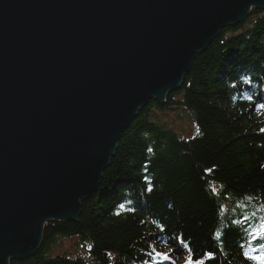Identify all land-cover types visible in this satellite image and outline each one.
<instances>
[{
    "label": "water",
    "instance_id": "95a60500",
    "mask_svg": "<svg viewBox=\"0 0 264 264\" xmlns=\"http://www.w3.org/2000/svg\"><path fill=\"white\" fill-rule=\"evenodd\" d=\"M264 0H0V264L77 221L122 133Z\"/></svg>",
    "mask_w": 264,
    "mask_h": 264
},
{
    "label": "trees",
    "instance_id": "16d2710c",
    "mask_svg": "<svg viewBox=\"0 0 264 264\" xmlns=\"http://www.w3.org/2000/svg\"><path fill=\"white\" fill-rule=\"evenodd\" d=\"M242 23L196 58L164 106L152 100L139 113L111 181L82 202L78 220L47 222L39 253L10 264H185L188 248L206 264H258L244 253L264 244L252 235L264 221V11ZM170 111L199 134L167 126ZM66 238L86 253L54 252Z\"/></svg>",
    "mask_w": 264,
    "mask_h": 264
},
{
    "label": "rangeland",
    "instance_id": "374dc122",
    "mask_svg": "<svg viewBox=\"0 0 264 264\" xmlns=\"http://www.w3.org/2000/svg\"><path fill=\"white\" fill-rule=\"evenodd\" d=\"M255 8H257V9H264V8H259V7H255ZM244 18H246V16L244 17ZM234 25H229V26H227V27H225L223 30H222V32L218 35V36H215V37H213V39H212V41L209 43V45H208V47L206 48V49H204V50H200L198 53H197V55H196V58L199 56V55H201V54H203V53H206L208 50H209V48L212 46V45H214L215 43H216V41H218V39L219 38H221L222 37V33H223V31L225 30H227V29H229L230 27H233ZM196 58H195V60H196ZM194 60V61H195ZM194 64V63H193ZM193 68V67H192ZM192 70V69H191ZM191 72V71H190ZM190 72L188 73V74H190ZM187 74V75H188ZM186 75V76H187ZM186 76H185V79H186ZM185 79H184V81H183V83L180 85V88L179 89H177V90H175V91H173V92H171V93H169L164 99H165V101L167 102V99H168V97L171 95V94H174V93H176V92H178V91H180L181 89H182V87H183V84H184V82H185ZM176 98H178V96L176 97ZM158 101V99H155V98H153V99H151L150 100V102L151 101ZM150 102L147 104V105H145L144 107H142L141 109H140V111L139 112H141L146 106H148L149 104H150ZM165 102V103H166ZM163 104H165L164 102H162ZM179 107V106H178ZM180 108V107H179ZM175 110H178L177 108H175ZM183 109H181V111H182ZM161 117H162V119H163V122L164 123H166L167 124V126H169V127H172V128H174V130L176 131V132H178L179 134H181L182 136H185V137H188V138H190V137H193L194 135H195V133H196V127L194 126V124L191 122V120L186 116V115H184V116H181V114H179L178 112H176V113H174V112H172V111H170V112H167V113H161ZM184 118V119H183ZM136 119V118H135ZM134 119V120H135ZM133 120V121H134ZM133 121L131 122V124L133 123ZM130 124V125H131ZM130 127V126H129ZM128 129V128H127ZM127 129H125V131L127 130ZM124 131V132H125ZM123 132V133H124ZM123 133H122V135H123ZM121 138H122V136H121ZM121 138H120V140H121ZM120 140H119V142H120ZM118 145H119V143H118ZM119 147V146H118ZM118 147H117V149H116V151H115V154H114V156L112 157V159H111V163H110V165L105 169V171H104V175H103V178L101 179V181H100V183H99V185H98V188H97V190L93 193V194H95L97 191H99V189L101 188H103L104 187V185H105V183L107 182V181H111V179H112V175L111 176H109L110 174V172H108V169L110 168V166H112L113 165V158L115 157L116 158V156H117V150H118ZM120 162H122V157H121V159L119 160ZM121 166V165H120ZM108 173V174H107ZM92 194V195H93ZM91 195V196H92ZM90 196V197H91ZM83 201H85V200H82L81 201V205H82V202ZM81 209H82V206H81ZM80 215H81V211H80V214H79V216H78V218L80 217ZM57 221H60V220H57ZM71 222H76L75 220H73V221H71ZM46 225V224H45ZM43 230H45V229H43ZM43 238H44V232H43V237H42V240H41V243H40V245H39V247H38V249H37V251L34 253V255H32L31 257H28V258H32V257H34L37 253H39V251H40V249H41V247L43 246ZM77 240H76V238H72V239H64V240H62L61 239V241L59 242V244L56 246V248H55V251L54 252H56V253H73V252H76V253H80V252H82V253H86V251L84 250V248L82 247V246H80V245H77V242H76ZM77 245V246H76ZM28 258H25V259H12V260H26V259H28ZM12 260H10V262H9V264L11 263V261Z\"/></svg>",
    "mask_w": 264,
    "mask_h": 264
},
{
    "label": "snow or ice",
    "instance_id": "6c2138e0",
    "mask_svg": "<svg viewBox=\"0 0 264 264\" xmlns=\"http://www.w3.org/2000/svg\"><path fill=\"white\" fill-rule=\"evenodd\" d=\"M248 101L252 102L254 100V98L252 96L247 97ZM260 107L264 108V105H260ZM197 134H199L200 129L197 127L196 129ZM149 151H152L151 149ZM147 191L149 193H151L152 191H154V188L151 184H149ZM121 207L123 208L124 205H121ZM130 211H135V209H129ZM161 230L163 231V225H160ZM252 235L255 237V240H259L264 238V221H262L257 227H255L254 229H252ZM188 251V256L186 258L185 264H206V262L204 261V259L201 257L199 259L195 258V254L192 252L191 248L187 249ZM254 250H249V252L252 253L251 257H246L248 259L253 260V257H258L259 261L258 264H264V255H254L253 254ZM151 255V254H150ZM205 255L209 258V259H213L214 258V253H205ZM156 257L157 259H163V260H168L169 257L167 255H161L160 253H156Z\"/></svg>",
    "mask_w": 264,
    "mask_h": 264
},
{
    "label": "bare ground",
    "instance_id": "6f19581e",
    "mask_svg": "<svg viewBox=\"0 0 264 264\" xmlns=\"http://www.w3.org/2000/svg\"><path fill=\"white\" fill-rule=\"evenodd\" d=\"M259 10L264 11V9H259ZM259 10H258L257 8H255V7H252V8L250 9L249 13H248L247 15H245L246 18H244L243 21H241L240 23H238L237 25H234V26L241 25V24H243L242 22L249 21V19L251 20V17H252L253 15H255V11H256V12H259ZM234 26H233V27H234ZM155 102H156L157 104L161 105V106H164V104H163V103H160L159 101H155ZM157 110H158V109H157ZM183 112H184V111H183ZM139 113H140V112H138L136 118L138 117ZM183 119H184V118H183ZM128 128H129V127H128ZM118 146H119V145H118ZM44 228H45V226H44ZM62 240H64V239H62Z\"/></svg>",
    "mask_w": 264,
    "mask_h": 264
},
{
    "label": "clouds",
    "instance_id": "9594fccd",
    "mask_svg": "<svg viewBox=\"0 0 264 264\" xmlns=\"http://www.w3.org/2000/svg\"><path fill=\"white\" fill-rule=\"evenodd\" d=\"M244 256L245 257H251L252 256V253L249 252V251H245ZM253 260L259 261V258L258 257H253Z\"/></svg>",
    "mask_w": 264,
    "mask_h": 264
}]
</instances>
